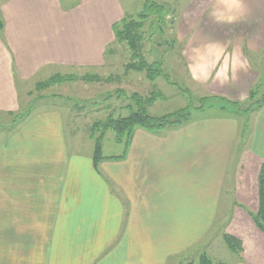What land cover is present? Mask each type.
Returning a JSON list of instances; mask_svg holds the SVG:
<instances>
[{"label":"crops","instance_id":"obj_1","mask_svg":"<svg viewBox=\"0 0 264 264\" xmlns=\"http://www.w3.org/2000/svg\"><path fill=\"white\" fill-rule=\"evenodd\" d=\"M241 3L246 13H234L232 22L218 23L210 13L203 25L198 20L191 40L177 38L191 84L239 103L248 100L260 74L247 54L264 47V0ZM225 5L213 7L221 19H227ZM50 6L55 12L49 0L0 2V264H168L208 244L220 219L229 221L223 226L243 251L229 255L212 241V260L264 264V234L249 216L258 210L264 106L249 115L245 131L238 115L225 112L160 134L136 128L126 149L120 145L108 156L102 150L104 159L94 164L91 153L71 147L70 114L56 103L41 100L19 122L17 115L30 103L23 88L44 67L103 66L115 40L112 26L124 17L98 29L95 20L49 21L43 13ZM227 28L239 34L226 35ZM210 44L222 54L207 80L196 79L191 49L203 52ZM234 51L247 67L234 77L229 69L221 82L216 72L225 56L231 63Z\"/></svg>","mask_w":264,"mask_h":264},{"label":"rangeland","instance_id":"obj_2","mask_svg":"<svg viewBox=\"0 0 264 264\" xmlns=\"http://www.w3.org/2000/svg\"><path fill=\"white\" fill-rule=\"evenodd\" d=\"M3 1L0 0V2ZM31 1L35 2V0ZM146 1L59 0V3H57L55 0H49V3H54L55 12L50 6V9L43 14L47 15L49 21L54 20L53 16H55L57 21L68 23H74L77 20H95L97 28L104 29L105 25L112 20L111 18L118 16L120 19L127 16L135 18L146 9ZM152 2L163 6L165 12L160 22L157 21L155 16H150L145 20L142 29L141 55L148 64L159 62L164 74L168 76V82L163 78H157L151 82L145 73L125 71V65L132 62L130 52L125 44H120L114 40L113 43L106 47L103 66L87 69L62 67L60 65L44 67L37 77L28 82L27 87L23 88L25 96L30 99V103L22 107V110L17 115V120L27 110H34L36 103L42 102L41 100H45L43 102L46 104L56 103L66 113L70 114L66 124V135L72 143L71 147L80 150L81 153H91L93 155L94 140L91 138V134L92 132L94 133V138L100 135V130H93L94 124L104 122L109 116L114 118L127 116L129 110L126 107L132 105L129 98L134 93L144 98L150 97V95L155 97L154 102L147 108L148 114L154 117L173 113L186 107L189 103L193 107H198L200 99L218 97L209 95L202 88L191 84L181 56L183 43L177 40L178 37L182 39V37L192 35L195 29L200 28L205 23V19H209L210 1L152 0ZM57 5L59 9H57ZM223 13L225 18H227L235 12L231 11L226 3ZM242 13L246 12L243 11ZM247 15L250 19L249 11H247ZM198 20L200 21V26L195 27ZM232 34L237 36L239 31L236 32L231 28H227L226 35L231 36ZM247 55L253 67L258 68L260 73L257 83L251 90L255 91L258 89L256 99H259L264 86V47L255 55H250L249 53ZM55 76H73L77 79L71 82L52 84L49 87L43 86L44 83ZM39 83H41V86H39ZM53 98H58L59 100L55 102ZM223 99L228 100L226 98ZM240 103L242 108H246L251 103L249 95L246 102ZM218 112L221 113L222 111L217 108H211L207 109L204 114L213 115ZM249 115L236 117L240 120L243 131L246 130L245 126L250 118ZM10 120L13 122L16 120V116L13 115ZM0 122H4V115H0ZM242 134L244 133L242 132ZM120 149L121 146L115 143L114 135L108 130L102 140L103 155L114 154L119 152ZM237 153L238 149L235 150V155ZM246 166L248 171L252 172L251 165L248 162ZM223 222L225 225L229 223V221L221 219L216 222L214 234L209 237L208 244H210L208 248L206 247L207 243L203 247L193 248L168 264H198L200 257L203 255L212 260V241H219L228 250L222 239L223 234H228L226 231L227 225L224 228ZM229 255L235 256L236 254L230 252Z\"/></svg>","mask_w":264,"mask_h":264},{"label":"trees","instance_id":"obj_3","mask_svg":"<svg viewBox=\"0 0 264 264\" xmlns=\"http://www.w3.org/2000/svg\"><path fill=\"white\" fill-rule=\"evenodd\" d=\"M164 12L165 9L163 6L152 2V0H147L146 9L139 13L135 18L131 16L124 17L112 26L115 40L120 44H125L130 52V59L132 62L125 65V71L145 73L148 80L151 82L155 81L157 78H163L167 82L169 80L168 76L164 74L159 62L148 64L142 58V29L144 27V22L148 17L155 16L157 21L160 22L163 19ZM76 79L77 78L73 76H55L50 78L43 84V86L49 87L52 84L71 82ZM40 84L41 83H39V86H41ZM257 94L258 89L249 93V100H251V103L246 108H242V104L236 101H229L218 97H208L200 99V105L198 107H193L192 104L189 103L186 107L173 113L154 117L148 114L147 108L154 102L155 97L150 95V97L144 98L134 93L129 98L132 105L126 107L127 110H129L127 116L116 118L109 116L104 122L94 124L93 130H100V135L94 138V133L92 132L91 134V138L94 140V150L92 155L93 162L96 164L104 159L102 156V140L108 130L114 135L115 143L123 145L126 149L136 128L144 129L152 134H160L188 124L197 117L204 116L205 111L211 108H217L219 111L230 115L247 116L252 112L260 110L264 106V86L259 99H256ZM215 103H217V105H215ZM28 112H30V110L19 116L17 121L19 122L25 118L28 115ZM122 157L119 156L110 159H120ZM257 181L258 211L255 214L250 213L249 215L256 228L264 234V165L260 167ZM222 239L230 252L236 255L241 254L242 242L239 239L229 234H223ZM198 264L224 263L214 262L207 256L203 255L200 257Z\"/></svg>","mask_w":264,"mask_h":264},{"label":"clouds","instance_id":"obj_4","mask_svg":"<svg viewBox=\"0 0 264 264\" xmlns=\"http://www.w3.org/2000/svg\"><path fill=\"white\" fill-rule=\"evenodd\" d=\"M226 2L229 5V8L231 11H234L236 14L242 13V3L241 0H211L210 6H209V12L213 15V17L216 19V21L219 22H232L236 16L230 15L227 17V19H221L220 15L213 11V7L216 3H224ZM192 36H189V40H191ZM214 51V59L211 64L207 63V56L209 52ZM193 57L196 58L198 63L190 66V71L192 72L194 78L200 79V80H207L210 69L215 67L216 61L219 60L220 55L222 54V49L218 48L215 44L206 45L203 49V52L200 48H192L191 49ZM247 67V62L242 61L239 57L238 53L234 51L232 57H231V63L229 64V58L228 56L224 57V62L221 65L220 69L216 72V78L221 80V82L226 81L228 79L227 73L229 69L233 73V77L235 75V72L237 70H243ZM246 245H248L249 248H251V243L249 241L244 242Z\"/></svg>","mask_w":264,"mask_h":264}]
</instances>
